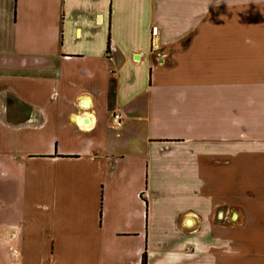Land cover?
Returning a JSON list of instances; mask_svg holds the SVG:
<instances>
[{
    "label": "crops",
    "instance_id": "1",
    "mask_svg": "<svg viewBox=\"0 0 264 264\" xmlns=\"http://www.w3.org/2000/svg\"><path fill=\"white\" fill-rule=\"evenodd\" d=\"M142 261L264 264V0H0V264Z\"/></svg>",
    "mask_w": 264,
    "mask_h": 264
},
{
    "label": "built area",
    "instance_id": "2",
    "mask_svg": "<svg viewBox=\"0 0 264 264\" xmlns=\"http://www.w3.org/2000/svg\"><path fill=\"white\" fill-rule=\"evenodd\" d=\"M158 32L157 28H152V34L156 35ZM108 58L110 57V50H108L107 54ZM112 118V124L115 129H119L122 127V116L119 113L114 112L111 116Z\"/></svg>",
    "mask_w": 264,
    "mask_h": 264
},
{
    "label": "trees",
    "instance_id": "3",
    "mask_svg": "<svg viewBox=\"0 0 264 264\" xmlns=\"http://www.w3.org/2000/svg\"><path fill=\"white\" fill-rule=\"evenodd\" d=\"M142 264H144V262L142 261Z\"/></svg>",
    "mask_w": 264,
    "mask_h": 264
}]
</instances>
